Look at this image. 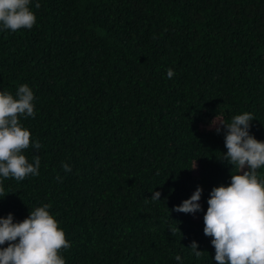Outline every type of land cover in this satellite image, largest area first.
<instances>
[{
    "label": "trees",
    "instance_id": "16d2710c",
    "mask_svg": "<svg viewBox=\"0 0 264 264\" xmlns=\"http://www.w3.org/2000/svg\"><path fill=\"white\" fill-rule=\"evenodd\" d=\"M35 3L31 29L0 26V92L33 91L20 120L42 145L23 153L39 175L0 178V218L50 204L65 264H216L203 216L239 170L212 123L251 113L264 142V0ZM198 186L199 212L172 210Z\"/></svg>",
    "mask_w": 264,
    "mask_h": 264
},
{
    "label": "clouds",
    "instance_id": "9594fccd",
    "mask_svg": "<svg viewBox=\"0 0 264 264\" xmlns=\"http://www.w3.org/2000/svg\"><path fill=\"white\" fill-rule=\"evenodd\" d=\"M31 0H0V26L16 32L31 29L36 16L30 10ZM35 7H40L36 0ZM175 75L167 70V78ZM34 94L27 84L19 86L15 97L0 92V178H14L23 181L29 176H38L40 158L30 163L23 154L30 146L39 150L42 145L32 142L31 133L21 124V117H35ZM251 113L245 112L233 117L230 124L212 123L219 134L226 129L225 147L227 152L222 161L234 165L239 174L231 175L227 186L214 187L207 200L203 216L205 236L212 237L216 264H264V178L258 169H264V142L250 135ZM65 172L71 166L62 165ZM195 167V163H194ZM193 167V168H194ZM61 181L62 178L57 176ZM4 192L0 181V193ZM202 189L198 186L190 198L184 200L173 211L196 213L201 210L199 200ZM161 193L154 192L151 199L160 200ZM50 204L37 207L29 212L22 222H13L11 213L0 218V264H65L61 250L70 248L57 220L49 213ZM189 248L199 260L203 251L193 241ZM177 261L181 257H175Z\"/></svg>",
    "mask_w": 264,
    "mask_h": 264
}]
</instances>
